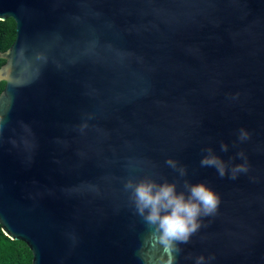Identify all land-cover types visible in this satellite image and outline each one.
Segmentation results:
<instances>
[{
    "label": "water",
    "instance_id": "95a60500",
    "mask_svg": "<svg viewBox=\"0 0 264 264\" xmlns=\"http://www.w3.org/2000/svg\"><path fill=\"white\" fill-rule=\"evenodd\" d=\"M9 18L0 225L32 264H264V0H0ZM143 179L218 207L168 247Z\"/></svg>",
    "mask_w": 264,
    "mask_h": 264
},
{
    "label": "clouds",
    "instance_id": "9594fccd",
    "mask_svg": "<svg viewBox=\"0 0 264 264\" xmlns=\"http://www.w3.org/2000/svg\"><path fill=\"white\" fill-rule=\"evenodd\" d=\"M248 134L241 131L240 138L246 139ZM222 150L227 151V146L222 145ZM201 160L205 167H215L218 174L226 175L227 165L211 149ZM175 167V162L169 161ZM184 169H180L184 174ZM247 171L245 165L232 168V178L239 172ZM187 195L177 192L175 184L157 183L151 179L139 182L129 180L126 188L131 191L136 207L145 219L154 225L160 234V240L168 247H175L176 242H187L192 234L199 228L198 220L201 216L214 213L219 204L218 196L206 185H186ZM203 257L198 258L197 264H202Z\"/></svg>",
    "mask_w": 264,
    "mask_h": 264
},
{
    "label": "trees",
    "instance_id": "16d2710c",
    "mask_svg": "<svg viewBox=\"0 0 264 264\" xmlns=\"http://www.w3.org/2000/svg\"><path fill=\"white\" fill-rule=\"evenodd\" d=\"M16 39V22L9 18L0 20V51H6ZM5 63L0 59V66ZM5 82H0V94L5 88ZM33 253L23 241H14L2 231L0 225V264H32Z\"/></svg>",
    "mask_w": 264,
    "mask_h": 264
},
{
    "label": "snow or ice",
    "instance_id": "6c2138e0",
    "mask_svg": "<svg viewBox=\"0 0 264 264\" xmlns=\"http://www.w3.org/2000/svg\"><path fill=\"white\" fill-rule=\"evenodd\" d=\"M169 264H170V262H169Z\"/></svg>",
    "mask_w": 264,
    "mask_h": 264
}]
</instances>
